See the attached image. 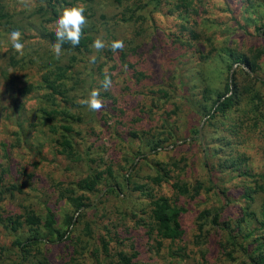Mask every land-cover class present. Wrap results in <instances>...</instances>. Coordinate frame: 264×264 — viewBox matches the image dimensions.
I'll list each match as a JSON object with an SVG mask.
<instances>
[{
    "label": "rangeland",
    "instance_id": "374dc122",
    "mask_svg": "<svg viewBox=\"0 0 264 264\" xmlns=\"http://www.w3.org/2000/svg\"><path fill=\"white\" fill-rule=\"evenodd\" d=\"M68 1L73 7L85 9L84 15L94 27L93 42L100 38L105 44L99 51L92 47L72 69L77 86L69 95H74L77 106L68 113L79 118L71 123L78 133L72 137V150L81 159L88 153L92 162L87 163L72 162L58 153L60 134L48 128L57 125L59 118L44 120L39 111L49 108V102L41 97L46 90L39 75L45 69L41 65L50 60L45 58L46 53H53L54 48L25 24L55 31L64 9L58 11L56 19L44 22L49 13L35 12L37 4L33 0H0L5 5L3 11L11 15L0 29V167L5 170V186H19V191L2 197L0 214L33 210L44 218L48 207L55 227L63 219L62 211L73 216L67 239L57 241L46 236L52 242L45 239L23 260L13 242L23 238L25 229L11 233L0 225V264H113L116 251L129 254L132 249L137 253V264H243L239 252H232L231 262L223 256L218 245L223 242L222 231L206 225L204 240L197 238L195 227L198 212L204 209H222L219 221L232 226L244 213H251L240 222L248 230L261 219L264 40L259 32L264 27L258 31L256 28L264 22V14H253L250 3L244 4L246 0H197L194 7L187 6L188 17L178 18V0H161L157 7L151 0H121L122 5L134 2L139 7L137 12L143 18L135 22L121 20L124 7L115 0ZM10 31L20 33L22 55L14 49ZM114 41L124 44L120 50L123 62L118 51H112L111 60L104 54ZM225 47L249 57L257 53L255 75L245 77L243 71L249 70L244 65L232 64L227 69L225 60L214 57ZM68 57L69 53L61 52L63 61ZM10 58L18 60L17 64L11 65ZM124 62L130 63L132 70ZM237 67L243 71H237ZM98 69L113 83L106 91L109 97H100L106 107L97 113L81 101L90 96L88 74L90 78L92 74L100 95L105 91ZM133 72L140 75L133 76ZM232 77L240 90L239 103L214 113L211 119L203 116L201 108L206 107L204 112L211 109V100L223 92L224 83L231 87ZM30 84V93H21ZM203 96L210 100L204 101ZM240 111L245 113L242 123L238 121ZM157 141H161L160 147L152 150ZM230 161L236 168L239 161L243 163L240 169L229 172L224 164ZM159 167L167 171V176L155 185L150 178L160 173ZM243 171L246 174L238 176ZM91 172L102 173L94 191L74 188L73 183ZM194 181L202 186L194 198L178 195L171 188L173 182L192 186ZM135 185H142L143 193L134 191ZM255 185H260L262 191L252 190ZM67 189L73 191L71 196L82 195L81 200L89 206L74 214L60 195ZM251 190L252 200L244 199L245 192ZM145 193L163 196L185 208L179 219V240L155 244L154 233H149L150 200ZM102 239L107 242L106 252L100 245Z\"/></svg>",
    "mask_w": 264,
    "mask_h": 264
},
{
    "label": "trees",
    "instance_id": "16d2710c",
    "mask_svg": "<svg viewBox=\"0 0 264 264\" xmlns=\"http://www.w3.org/2000/svg\"><path fill=\"white\" fill-rule=\"evenodd\" d=\"M37 4V10L35 12L40 14L49 13V17L44 19L43 21H52L58 17V11L60 9H66L73 7V4L71 1L68 0H33ZM90 0H82V2L86 3ZM117 3L120 4V7L123 6L124 9L120 13L121 20L123 21H135L138 20L142 21L143 16L138 13L137 11L139 7H136V3H131L129 6L122 5L121 0H115ZM154 2V5L157 7L159 5V2L161 0H151ZM179 4H176L177 8L175 10L176 17L184 18L187 16V6L194 7V2L197 3V0H178ZM250 3L249 8L252 10L253 14H256L257 11L259 13L264 14V0H253L249 1L246 0L244 4ZM167 4V3H166ZM148 5V3L146 4ZM175 5V3L173 4ZM5 8V5L0 2V29L6 25L5 20L6 18L10 17L11 15L8 13H5L3 11ZM183 9V10H182ZM89 10V8H87ZM246 12V10H244ZM184 13V14H182ZM28 15H26L27 17ZM188 17V16H187ZM25 18V17H24ZM86 18H88L86 16ZM254 19H259V16H254ZM21 20H24L23 18ZM28 26V30H32L35 35H38L39 39H44L47 41L50 45H54L56 42V36L55 31L47 30L41 26L33 25L32 23H25ZM32 24V26H31ZM264 27V22L259 25V27L256 28V31H258L260 28ZM94 28L92 25L90 26V23L88 22L87 25L83 29V36L81 38L80 44L77 47H72L69 43H65L62 48V53H69V57L63 61L61 59V54L59 58L56 57V54L53 52H48L45 55V58L50 59L46 62L45 65H41V67H45L43 71L40 72L39 75V81L41 83L42 88L46 90V93L44 95L41 94V97H43L48 103L49 108H41L39 111L42 113V117H44V120H50L52 119V116H57L58 124L57 125H51L48 129L52 131L53 133L59 132V138L60 141L58 143L59 154H64L68 159H70L72 162H92V160L89 158L88 153H84L83 159L77 154H74V151L72 150V137L77 136L78 133L74 132L71 123L79 121V118H76L74 114L68 113L69 109L76 107V103L73 102V96L69 95L70 90L74 91L75 87L77 86V81L75 78H72V69L75 68V64L82 60L80 57H83L84 54H89L92 49V42H93V35L91 31ZM24 28L20 31L21 34L23 33ZM14 32V31H10ZM261 35V38L264 40V30L259 32ZM120 55V59L123 62V54L122 51L117 50ZM105 56H108V60H111V56L113 55L111 46L107 47V50H105ZM222 58L225 60L227 64V69H230L232 64H237L238 66L240 64L244 65V67L248 68L249 72L243 71L240 67H237V71H243V75L246 77L249 74H254L257 71V53L252 54L251 57L242 54L238 51L232 50L228 47L221 48L220 50L216 51V55L214 57ZM200 58L203 60L204 56L200 55ZM219 58V60H220ZM199 59V58H198ZM9 62L11 65L17 64L18 60H14L13 58L9 59ZM123 65L132 70V65L128 62H124ZM92 70V69H91ZM98 77L101 81L104 80L105 76H109L108 74H105L101 70H97ZM78 77L80 72L77 73ZM139 76V73H134L133 76ZM88 78V88L87 91L91 93L92 90H97V86L95 87L93 85V79H91L93 76L91 74L87 75ZM72 78V79H71ZM231 78V87L228 86V83H224L223 92L221 94H216L215 98L211 100L212 107L208 111H205L206 107L201 108V112L203 116L208 115L209 118H213L214 113H220L221 111H224L228 109L229 107L237 105L240 98V90L237 88L236 83ZM72 80L71 86L68 85V83ZM25 86L21 93L27 94L30 93L29 87ZM227 92H229L228 95ZM207 93V90L204 91V94ZM100 97L108 98L109 95L106 91L100 95ZM186 99V98H184ZM204 101L210 100V98H205L203 96ZM59 103H62L63 106L61 108H58ZM73 106V107H71ZM174 111L177 110V107L174 106ZM192 110L197 113L193 108ZM241 117L238 119L240 123H242V119H244V114L242 111H240ZM198 114V113H197ZM75 116V117H74ZM209 124V123H208ZM197 133V130L194 131ZM168 136L171 137V132L167 133ZM133 135H135L133 133ZM160 142L157 141L156 146L152 147L159 148ZM233 160V158H229ZM240 159V158H238ZM243 163V161H239L238 168L240 169V165ZM224 167L230 171H236L238 168L234 167V162L230 161L228 165L224 164ZM108 175L111 176L112 173L110 170H106ZM158 173L154 177L150 178V182L152 184H159L161 181L164 180L165 176H167V171H164L163 168H158ZM4 173L5 170L0 167V200H2V197L6 194L12 195L14 191H19V186L15 184H8L5 186V180H4ZM246 174V171L239 172L238 176ZM101 172H91L89 173L84 179H80L77 182L73 183L74 188L76 187L79 191H85V192H92L95 190L96 186L100 184L101 182ZM30 176V175H29ZM124 181L127 183V177L124 178ZM211 183V182H210ZM255 183V182H254ZM194 185L187 186L186 184H181L178 182L171 183V188L175 191L178 195H187L191 198H194L197 196L202 186L199 182L194 181ZM264 184V183H263ZM134 191H138L140 193H143V186L142 185H135ZM252 190H258L262 191L260 185H255V187ZM251 191L245 192L243 195L244 199L252 200ZM110 191V190H109ZM112 191L117 192L115 188L112 189ZM71 192H73L71 189H67L65 192H61V198H64L66 201V204L73 208V213L79 212L81 208H84L86 206H89V204L83 203L81 200L82 195H77V197L71 196ZM70 195H68V194ZM150 202V210H149V220H150V231L149 233H154V239L155 244L157 246L160 245V242L162 240H167L169 242H172L174 240H179L182 235V228L180 225V216L186 211L184 207L182 206H175L173 205L167 198L163 196H152L151 194L145 193ZM260 213H261V219L257 221L258 225H254V229L248 230V226L243 227L241 225V221L246 216H249L251 213H244L240 217V221L235 223V225H229L225 222L219 221V216L222 209H204L198 212V215L196 217V224L195 230L197 232V238L201 239L203 238V235L205 232H203L204 226L208 225L210 228L216 227L220 231L223 232L224 238L222 243H218L219 248H221V252H223V256L225 259L229 262L233 260L232 252H239L242 254L244 258L243 264H264V201L261 203L260 206ZM63 212V219L59 223H57L58 227H55L56 221L54 218V215L51 213V210L47 207L45 208L44 218H40L39 215H37L33 210H25L21 214L17 215H1L0 214V225L3 229H5L8 232L15 233L22 231L25 229V235L23 238H15L13 244L18 248L20 254L23 257L28 256L31 251L35 253V249L39 246L38 244H41L44 242V240L47 238L46 236H50L55 238L57 241H61L63 239H67L69 236V227L71 226L73 222V216L68 215L65 211ZM43 229L45 230L46 234L43 235ZM206 238V235H205ZM197 239V240H198ZM204 239V238H203ZM205 240V239H204ZM47 242H52L48 241ZM199 241V240H198ZM202 242V241H201ZM101 248L104 252L107 251V242H105L103 239L100 241ZM132 249V248H131ZM137 256V253L132 249L129 254L123 253L121 251H116L114 253V261L113 264H137L134 260ZM203 258V255L200 256Z\"/></svg>",
    "mask_w": 264,
    "mask_h": 264
},
{
    "label": "clouds",
    "instance_id": "9594fccd",
    "mask_svg": "<svg viewBox=\"0 0 264 264\" xmlns=\"http://www.w3.org/2000/svg\"><path fill=\"white\" fill-rule=\"evenodd\" d=\"M85 9L83 7H71L66 8L63 14L56 21V42L53 45L56 57L59 58L63 45L69 43L72 47H77L80 44L83 36V29L87 25L88 21L84 15ZM11 39L13 41V47L22 55L23 45L19 42L20 33H11ZM92 47L96 50H102L105 47L104 42L97 38ZM124 44L122 41H114L111 45L112 51L123 50ZM92 62L95 63V57H92ZM112 79L110 76H105L102 81V88L107 91L112 87ZM82 104L86 105L93 112H100L106 107L105 103L100 99L99 90H92L90 96L81 101Z\"/></svg>",
    "mask_w": 264,
    "mask_h": 264
}]
</instances>
